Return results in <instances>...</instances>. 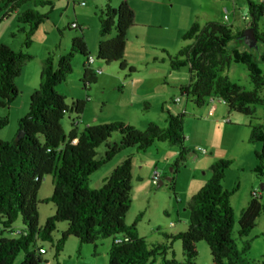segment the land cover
I'll return each instance as SVG.
<instances>
[{"label":"trees","instance_id":"16d2710c","mask_svg":"<svg viewBox=\"0 0 264 264\" xmlns=\"http://www.w3.org/2000/svg\"><path fill=\"white\" fill-rule=\"evenodd\" d=\"M3 1L6 12L2 18L5 19L25 0ZM41 2L52 5L47 0ZM248 13L249 27L254 28L257 38V50L247 48V52L238 51L231 43L243 42L244 30L236 34L225 24L209 21L204 25L193 24L182 37L183 41L190 43L169 56L172 70L188 68L189 82L180 86L179 91L196 106L201 107L206 99L215 98L230 111L248 117H254L257 107L264 108V96L261 95L264 90V33L258 32L257 28V21L264 17V9L248 0ZM47 18V14L33 10L17 16L18 22L29 25L24 48L30 47L31 35ZM133 24L134 13L126 3L116 8L104 5L99 14L100 37L115 35L100 41L97 59L107 64L118 63L120 69H126L127 32ZM75 55L90 57L82 31L81 35L71 39L70 50L65 56L56 61L52 56L44 60L40 83L30 97L28 113L18 121V133H22V137H16L12 142L0 140V264H13L20 253L24 254L21 264H42L43 249L38 242L50 243L57 256L69 237H75L84 244H95L98 240L117 236L123 239L118 243L113 241L108 252V264H152L157 256H165L171 246L158 244L148 247L137 232L141 215L131 225L125 222L132 203L131 158L122 161L99 189L89 187V178L123 150L134 148L142 152L156 142L179 147L174 166L177 172L188 155L183 146V115L167 114L165 128L149 123L140 131L130 124L118 122L86 126L80 131L77 126L79 116L88 101H75L68 107L65 98L55 90L72 72ZM31 60L29 54L0 44V108L9 109L20 95L15 80ZM233 64L245 66L253 86L251 91L230 81L226 72ZM129 71L134 72L132 68ZM83 78L86 86L94 84V75L87 67ZM69 112H74L76 118L71 122L72 129L66 133L61 121ZM7 124L8 118L1 117L0 130ZM115 133L119 135V141L108 145ZM249 141L263 144L262 151L256 153L259 164L256 173L261 176L264 170V125L250 126ZM106 144L104 157L97 159V149ZM229 167L227 160L211 165L210 179L190 200L187 230L168 236L171 241L181 242L184 260L178 262L174 258H163L162 264H195L199 242L208 245L211 264H250L245 259L250 242H244L240 248L233 237L231 197L237 188L228 191L222 186ZM46 175L53 176V193L41 203H52L55 213L40 226L37 192ZM261 214L264 216V204L258 198H252L240 213L239 239L251 233ZM19 218L23 225L19 237L5 238L3 234L10 233ZM61 222H65L67 228L54 241L53 233ZM257 264H264V254Z\"/></svg>","mask_w":264,"mask_h":264},{"label":"rangeland","instance_id":"374dc122","mask_svg":"<svg viewBox=\"0 0 264 264\" xmlns=\"http://www.w3.org/2000/svg\"><path fill=\"white\" fill-rule=\"evenodd\" d=\"M44 0H25L19 4L21 12L33 10L39 14H47V19L43 20L31 35V45L28 49L23 47L25 32L28 31L29 25L21 23L17 20L16 11L13 10L5 19L2 18L6 12L4 9V1L0 0V34L6 35L11 33L10 41L15 42V51H22L29 54L32 60L29 61L26 73L22 80L38 77L39 71L36 64L41 60L47 51L56 49L58 53L64 52V41L66 36L73 37L81 35V31L94 36H100L99 14L103 5L117 7L118 0H77L74 8L78 11V15L82 14L83 9L81 3H85L87 7L95 12L94 19H87L90 28L82 26V28L67 29L65 23H69L70 14L74 16L73 5L67 8V0H47L52 5L42 3ZM253 4L260 6L263 0H251ZM174 19L183 20V6L187 0H174ZM102 3V4H101ZM191 6H200V24L204 25L203 10L210 14L211 21L220 22L217 19L220 11L227 9V15L232 23L241 31L246 28L250 21L242 20L245 16H249L247 0H192ZM83 19V18H81ZM173 21V22H174ZM11 24V25H10ZM99 27V31L96 29ZM258 32L264 33V17L257 21ZM81 29V30H80ZM70 30V31H69ZM7 31V32H6ZM82 32V34H83ZM164 32L168 40H164L159 34ZM150 38L144 41V46L136 45L135 40L130 43L127 39V48L124 53V61L129 67H133L134 72H130L129 68L120 69L118 63H105L91 54L93 60L101 62L103 69L101 74H97L99 79L95 84L85 87L83 71L80 72L73 65L75 58L86 60L83 56L75 55L72 59V72L67 76L66 80L56 86L57 93L65 98L68 107L78 97H82L86 102L85 110L79 116L78 129L82 131L86 126H96L110 123L122 122L125 124H137L140 121L147 123H155L161 128L166 127L167 114L173 116L183 115V133L185 136L184 148H188V155L183 164L180 165L175 172V163L169 165L156 164L159 158L160 150L157 152L155 146H173L168 143L156 142L145 151L138 153V164H135L133 176L131 180V199L132 203L126 215V223L131 225L138 215H142L139 220V232L146 235L148 247L158 244L170 245V250L165 256H157L152 264H162L163 258H174L181 262L184 260L182 244L180 241H171L169 235H177L187 230L190 218L189 203L191 200L192 189L190 192V184L193 177H197L201 182V187L205 185L211 177L210 164L219 160H227L230 167L225 171V177L222 186L228 191L236 189L231 198V206L234 211L233 237L236 239L238 246L241 248L246 241L250 242V249L245 255V259L250 264H257L262 259L264 253V216L261 214L256 220V227L251 233L242 239L238 238V220L241 210L246 206V202L252 199V192L260 195L258 201L264 204V191L260 186L264 183L263 175L256 173L258 168V160L256 153H260L263 148L262 143L248 142L250 134L249 124L264 125V108L258 107L254 117L241 115L234 111H230L225 104L215 98L206 99L203 106H196L191 99L185 95H181L179 88L189 82V70L182 67L179 70H172L169 64V55L172 56L171 49L176 42L171 31L159 29H150ZM171 34V35H170ZM170 38V39H169ZM19 43V44H18ZM182 47L190 42L178 40ZM18 44V46H16ZM22 44V49L20 46ZM166 47L161 52L160 47ZM69 50L71 40L68 42ZM69 52V51H68ZM90 55V54H89ZM163 57V61L161 60ZM260 67L263 65L260 64ZM226 75L232 83L242 86L246 91H251L253 86L250 82L248 72L244 65L233 64ZM85 87V88H84ZM90 89V90H88ZM264 96V90L261 93ZM19 95L17 97L20 98ZM179 99L175 103V99ZM16 101V100H15ZM12 102L10 105L15 103ZM25 110L0 108V118L7 117L8 124L0 130V139L12 142L18 134V118L23 117L28 109L30 98L27 100ZM145 101L146 104H143ZM212 105L216 106V111L209 115ZM184 106H188L186 112ZM200 113V116L198 115ZM74 115L66 114L61 121V125L66 133L72 129L71 117ZM242 119V120H241ZM246 122H241V121ZM148 125V124H147ZM163 125V126H161ZM137 129L144 130L146 127ZM190 135V140H189ZM119 141L117 133L112 135L110 142ZM170 148V147H166ZM197 148L207 151V154H201ZM133 150V151H132ZM134 148L125 149L119 154L126 152H135ZM168 150V149H167ZM174 150L179 147L174 146ZM180 151V150H179ZM166 150L161 151V158L164 157ZM105 146L101 145L97 149V159L104 157ZM193 153L191 158L189 154ZM116 155L115 162L118 160ZM200 156V165L193 164L196 158ZM112 159V160H113ZM110 161L95 171L89 178V187H98L101 185V179L106 172L110 171V167L115 163ZM141 161V162H140ZM114 162V163H113ZM141 167V168H140ZM172 169V170H171ZM195 169L193 174L192 170ZM173 171V172H172ZM154 172L160 174V179L154 181L152 176ZM108 175V174H107ZM149 179V184L146 178ZM162 184L159 186L158 183ZM53 193V176L46 175L43 177L41 186L37 192L39 225H44L47 218L55 213V207L52 203H41L51 197ZM146 209V210H145ZM22 222L19 218L13 225L10 233H4L3 236L8 239H16L22 230ZM67 224L61 222L57 224L53 233L54 241L61 237V233L65 231ZM255 237V238H254ZM111 238L98 240L95 244L81 243L75 237H69L62 251L56 256L55 250L50 243L38 242V246L44 250L42 264H108L109 243ZM197 256L195 264H211V254L208 245L205 242H199L196 245ZM24 254L20 253L13 264H21Z\"/></svg>","mask_w":264,"mask_h":264},{"label":"crops","instance_id":"0c3cea01","mask_svg":"<svg viewBox=\"0 0 264 264\" xmlns=\"http://www.w3.org/2000/svg\"><path fill=\"white\" fill-rule=\"evenodd\" d=\"M76 1L77 0H67V8H69L70 5H73L74 16H72V14H70L71 17H70V19L68 18L69 23H65L66 24L65 26H66L67 29L68 28L69 29H74V28H72V25L76 24L77 25V29L78 28H82V26H87V29H88V28H90L89 27L90 23H87L88 21H87L86 18H89L90 20L94 19L95 18V12H94V10H91L89 7H87V5H85V3L83 2L84 5H83V3L80 4L81 5L80 7L83 9V11L81 12L82 14L78 15L77 14L78 11H76V9L74 8V6H76ZM118 1H119V4L117 5V7L121 3H126L131 8V10L134 13V24H133L132 27L129 28V30L127 32V39L129 41V43L132 40H135V44L136 45L144 46V43H145L144 41H147L150 38V34H151L150 33V29H159V30L169 31V33L171 31V34L174 35V40L176 42L174 43L173 47L171 49H169V50H170V52L172 51L173 55H175L182 48V45H180L178 43V40L183 37V35L191 28V26L193 24H195V23L200 24V21H199L200 20V6H199V8L191 6L192 0H187V3H185V5L183 6L184 14L181 15V17H184V19L181 20V21H180V19H178L177 22L174 21V20H173L174 22L172 21V19H174V7L176 6L174 0H118ZM249 1L251 3H253L251 0H249ZM247 2H248V0H247ZM113 8H116V7H113ZM223 12L227 13V9L224 8ZM223 12L220 11V13L218 14V17H217L216 20H218V18H219V20H218V21H220L219 23L227 25V27L230 28L236 34L241 32L240 28L236 27L234 25V23H232L230 18L227 15H225ZM20 13H22V12H21L20 7H19L18 10H16V15L18 16ZM202 14H203V18L205 20V23L211 21L210 14L208 12L203 10ZM81 18H83V19H81ZM1 24H0V27H1ZM247 27H249V24L246 25V28ZM96 29L99 31V27L98 28L96 27ZM82 35H83L85 43L87 45L90 57L92 58L93 56L91 54H94L95 58H97L98 46H99L100 41L101 40L110 39V38L114 37L115 34L113 33L112 35L107 36L104 39H101L100 36L94 38V36H91L90 34H88L86 32H83ZM10 36H11V33H9V32L6 33V35H5V33H4V35L0 34V44H4V45L8 46L10 49H12L13 51H15L13 48H15L14 46H15L16 43L13 42V41H10L11 40ZM159 36H161L164 40H168L167 39V35L164 34V32L159 34ZM72 38H73V35L66 36V40L64 41V52H65L64 54L63 53H58L56 51V49H53L51 51L50 50L47 51L46 55H44V57L41 58V60L38 62V64H36V68H38V71H39L38 77H36V79L35 78L28 79L27 78V80L24 82L22 80V77L26 73L27 67L29 65L28 64L29 62L26 63V65L22 69L21 75L15 80V85L19 89L21 97L16 99L15 103L12 105V107H11L12 111H15L16 109H19V108L22 109V110L23 109L25 110V106H27L26 102H28L27 101L28 98L31 97L33 91H35L38 88V86H39L40 73H41V69H42L44 60L48 56H52L53 59L56 61L60 57L65 56L68 53V51H69L68 42ZM18 44L16 46H18ZM231 46L236 48L240 52H247V47L245 46L244 42L236 41V42L231 43ZM126 48H127V44H126ZM165 48L166 47H164V45L161 46L160 47L161 52H164L166 50ZM21 49H22V44L20 46V50ZM161 60L162 61L164 60L163 57H162ZM73 65L76 66L78 68V70H80V72L83 71V74H84L85 68L87 67L89 69V71L94 75V78H93L94 84H95V82L99 81V79L96 78V75L97 74H101V72H102L103 64L101 62H97V60H94L91 64L88 65L87 59L86 60H81L80 58H75V60L73 61ZM127 68H132L133 69V67H129L128 65H127ZM98 72H100V73H98ZM85 87H86V85H85ZM88 90H90V89H88ZM75 101H83V99H82V97H78L73 102H75ZM143 104H146L145 101H143ZM187 107L184 106L185 110H183L182 113L186 112ZM216 109H217L216 106L212 105L211 110L208 113L212 112V114L214 115ZM28 110H29V106H28V109H27L25 115L28 113ZM257 111H258V107L256 108V113H257ZM68 114L74 115L73 117H71V122H72V120H74L76 118V115H75L74 112H69ZM198 115L200 116L199 112H198ZM20 118H22V117H19L18 120ZM241 122H246V121L243 120ZM78 124H79V122H78ZM78 124H77V126H78ZM139 124H140V126L137 125V124H132V125H136L138 128H141L142 126L146 127L147 124H149V123H147L146 121H140ZM247 124H249V127L252 126V124H250V122H247L246 125ZM161 126H163V125H161ZM138 130H140V129H138ZM140 131H143V130H140ZM249 137H250V134H249L248 139H247L248 142H250L249 141ZM188 138L190 140V135H189ZM115 143H117V140H114L113 143L109 141L108 145H113ZM104 146H105V151H106L107 144L104 145ZM155 147H156L155 149H156L157 152L160 150V153H159L160 157L156 158L157 159L156 164H159V165L162 166V165H169L172 162V160L174 161V163L176 162V160H177V158L179 156V150H174V146H155ZM166 147H170V148H166ZM162 150H166L167 151L163 158H161V151ZM186 150H188L187 147H186ZM132 151L126 152V153H123V154H118V155H122V156H118L120 158H118V160L116 162L114 160L115 157H116L115 156L114 159L112 160L115 163L113 162L114 164L110 167V171L108 170V172H106V177L104 175L103 179H101V183H100L101 185H98V187L97 186L96 187H92L91 189H93V190L99 189L103 185L104 180L107 177H109L111 175L112 171L122 161H124L127 157H130L131 161H132V176H133V171H134L135 164H138V161H139L137 155L140 152H138L136 149L134 150L135 152H132ZM192 155H193V153L189 154V156L191 158L193 157ZM194 158H196L197 160H195L193 164L200 165V156L199 157L195 156ZM212 164L213 163L210 164V167H211ZM192 172L194 174L195 169H193ZM146 180H147L146 182L149 184L148 176H147ZM161 184H162L161 182L158 183L159 186ZM204 184H206V183H204ZM149 186H150V184L147 187L149 188ZM201 186L202 185H201L200 180L197 177H193L192 176L191 184L189 186L190 187V192H191V189H192V193H190L191 198L202 188ZM250 201L251 200L246 202V206L243 209H245L247 207V205L249 204ZM137 217H136V219H137ZM141 217H142V215H141ZM136 219H135V221H136ZM125 222H126V220H125ZM138 223H137L138 235L140 237L144 238L145 241H146V235L140 234V232H139V228H138L139 224ZM115 239L122 240L123 237L122 236H117L116 238H111V241L109 243V248L111 247V245H112V243H113V241ZM146 244H147V242H146ZM250 247H251V245H250ZM263 254H262V256H263Z\"/></svg>","mask_w":264,"mask_h":264},{"label":"water","instance_id":"95a60500","mask_svg":"<svg viewBox=\"0 0 264 264\" xmlns=\"http://www.w3.org/2000/svg\"><path fill=\"white\" fill-rule=\"evenodd\" d=\"M243 42L248 49H254V50L258 49L257 38H256L255 30L253 27H247L244 29V31H243ZM17 137L21 138L22 133L19 132L17 134ZM260 188L262 191L264 190L263 185H261Z\"/></svg>","mask_w":264,"mask_h":264},{"label":"built area","instance_id":"2783aa9c","mask_svg":"<svg viewBox=\"0 0 264 264\" xmlns=\"http://www.w3.org/2000/svg\"><path fill=\"white\" fill-rule=\"evenodd\" d=\"M83 5H84V3H83ZM261 7L264 9V0H263L262 3H261ZM243 20H244V21H249L250 19H249L248 16H245V17L243 18ZM248 24H249V22H248ZM72 28H74V29L77 28V25H76V24H73V25H72ZM93 61H94L93 58L89 57V58L87 59V63H88V65L91 64ZM98 73H100V72H98ZM175 102L178 103V102H179V99H178V98L175 99ZM209 114L211 115L212 112H210ZM73 143H74V141H73ZM197 151H198L199 153H201V154H207V151H206L205 149H202V148H197ZM152 178H153L154 181H158V180L160 179V174H159L158 172H154ZM259 197H260L259 194H257L256 192H252V198L255 199V198H259ZM120 241H121V240H118V239H115V240H114L115 243H118V242H120ZM41 253H44V250H42Z\"/></svg>","mask_w":264,"mask_h":264}]
</instances>
